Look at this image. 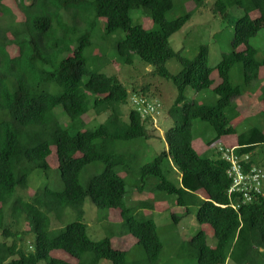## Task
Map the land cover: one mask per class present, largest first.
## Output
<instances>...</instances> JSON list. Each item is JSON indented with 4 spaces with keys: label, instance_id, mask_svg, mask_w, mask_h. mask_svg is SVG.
<instances>
[{
    "label": "trees",
    "instance_id": "1",
    "mask_svg": "<svg viewBox=\"0 0 264 264\" xmlns=\"http://www.w3.org/2000/svg\"><path fill=\"white\" fill-rule=\"evenodd\" d=\"M193 1L201 6L205 0ZM233 6L240 14L233 23L230 50L210 66L206 44L198 46L193 58L170 47V35L191 16L186 8L173 16V0H91L88 5L95 19L103 18L106 35L123 33L114 47L119 61L132 63L135 54L153 65L154 74L171 79L177 90L166 111L173 122L164 131L166 147L152 161L136 166L141 182L134 187L147 190L148 196L153 193L161 203L173 196L174 205L184 207L185 213L195 207L199 229L189 243L198 264H264V182L262 192L250 191L249 199L240 191L229 198L228 162L216 148L208 154L217 140L223 148L236 145L235 153L248 154L241 164L249 168L260 165L256 154L264 148L263 107L254 114L256 119L248 115L247 127L237 130L233 123L240 114L237 97L259 89L264 102V0H215L214 11L225 15ZM133 8L150 18L151 28L132 22ZM23 10L25 19L18 27L9 23L0 28V264H99L101 259L110 264H157L162 242L155 221L137 219L123 205L127 189L117 173L139 160L122 146L149 139L148 125L157 115L142 117L132 106L124 113L128 90L115 74L100 71L107 62L102 51L97 69L87 65L84 49L91 43L90 32L77 34L76 24L92 21L80 14V0H28ZM11 47L16 55H10ZM170 57L181 64L175 74L165 66ZM187 87L215 97L188 99ZM146 91L144 86L132 93L149 99ZM58 106L67 116L64 124L54 111ZM102 113V120L88 128L93 124L83 115ZM194 121L204 122L211 135H194ZM224 136L230 140H221ZM52 147L62 187L45 185L25 198L17 190L29 186L32 169L48 173ZM92 163H100L101 169L83 185L79 174ZM172 168L180 174L177 182L169 178ZM86 197L98 208L120 211L122 226L144 250L143 260H128V250L116 248L112 234L89 238L82 221ZM70 210L74 220L50 227L51 216L61 220ZM172 218L176 222L179 217L172 212ZM205 226L215 238L213 246L206 242ZM29 233L33 239L24 247ZM57 249L77 261L55 255Z\"/></svg>",
    "mask_w": 264,
    "mask_h": 264
},
{
    "label": "rangeland",
    "instance_id": "2",
    "mask_svg": "<svg viewBox=\"0 0 264 264\" xmlns=\"http://www.w3.org/2000/svg\"><path fill=\"white\" fill-rule=\"evenodd\" d=\"M24 2L27 3L28 0H23V2L22 0H0V28L9 23H12L14 27H18L19 22L25 19V12L23 10ZM90 2L91 0H80L83 9L80 11V14L89 18L92 21V25H82L80 23L78 26L76 24L79 30L77 34L86 29H89L90 32L91 43L84 49L87 65L92 69H97L98 57L101 55L100 52H103L104 59L107 62L100 71L106 74H115L128 90V100L126 105L123 106L124 113L132 106L129 101V97L133 95L132 92L140 91L144 86L147 87V91L144 94L161 103L155 123L148 125L150 138L141 140L139 143L135 141L134 143H127L122 146L127 154L133 152L139 156V160L130 161V163L134 164L132 167L126 165L117 170V173L124 177L127 189L123 196V205L129 208L131 215L135 218L140 220L153 219L155 221L156 233L162 242V250L157 264H198L189 243L190 236L199 229V223L196 222L194 216L195 207H191L192 211L190 210L189 213H185L184 207L174 205V201H172L173 196H169L165 202L161 203L157 196L152 195L153 193H149L151 196H148L147 190L138 192L134 187L141 182L136 166H139L143 162L152 161L155 154L166 147L164 143V131L173 123L170 115L166 111L173 103L177 90L171 79L154 74L153 65L142 61L135 54L132 63H123L117 59L114 47L118 39L123 37V33L117 30L110 35H106L104 32V20L103 18L95 19L94 14L91 13V9L88 7ZM214 2L215 0H205L201 6H196L193 0H173V16L181 14L184 8L191 11V16L168 39L169 45L174 51H179L181 55L188 58L195 56L200 44H206L208 47V64L210 66L215 65L222 54L230 50L233 23L240 14V10L233 6L226 10L225 15H222L214 11ZM142 12L141 8L131 9L130 16L132 22L142 24L144 28L149 29L152 27L150 18ZM2 43L3 41L0 42V44ZM9 53L12 56L16 55V48L11 47ZM165 66L172 74L177 73L181 68V64L176 57L168 58ZM260 77L264 78V67L260 71ZM216 80H218L217 76ZM210 94L209 91L198 92L190 87L185 89V95L188 99L194 98L199 100L203 97L212 100L215 96L213 94L211 96ZM263 103L261 94L259 95V89L253 92H247L243 96L236 98V104L240 114L233 120V123H235L237 130L247 127L248 115L252 117L251 121L256 119L254 114L258 113L262 107L264 108ZM54 111L60 122L64 124L67 121V116L62 108L58 106ZM83 117L86 123L89 125L93 124L88 126V128H91L96 125L94 123L102 120L104 113L96 116L87 114L83 115ZM194 123H196L192 129L194 135L200 136L199 138H208L211 135V130L204 127V122L194 121ZM221 140L227 141L230 140V137L224 136ZM217 144L219 143L213 142L210 145L211 149L208 154L211 155L214 152L212 149L213 147H217ZM262 149L258 150L259 153L257 152L256 159L264 169V148ZM47 161L51 168L48 173L45 174L41 168L32 169L28 176L29 186L18 189L17 192L19 194L26 198L34 192L35 188L42 189L45 185L55 189L62 187L60 176L56 170L57 161L53 147L47 157ZM101 166L100 163H92L85 166L79 174L80 183L86 185L91 174L98 172ZM127 169L132 170L131 175L127 173ZM169 178L177 182L179 173L172 168ZM152 203H158L157 208H151ZM166 205L169 207H166ZM83 210L82 221L86 224V233L90 239L98 240L106 235L112 234L111 240L113 245L116 248L128 250V260L140 261L144 259L143 248L138 244H134L135 238L122 226L119 210L98 208L88 197L83 201ZM172 212L179 217L176 219V222L172 218ZM75 218V212L71 210L61 220L51 216L50 227H61L65 223L63 222L64 220L71 221ZM23 227H25V224ZM203 228L205 230L206 242L210 246L215 245V238L212 235V231L206 226ZM32 239L31 233L25 235L23 241L24 247H27ZM54 253L71 262L77 261V259L71 257L63 250L57 249ZM37 264L46 263L44 260H41ZM99 264H110V261L101 259Z\"/></svg>",
    "mask_w": 264,
    "mask_h": 264
},
{
    "label": "built area",
    "instance_id": "3",
    "mask_svg": "<svg viewBox=\"0 0 264 264\" xmlns=\"http://www.w3.org/2000/svg\"><path fill=\"white\" fill-rule=\"evenodd\" d=\"M129 101L131 105L140 112L142 117H145L146 115L153 116L159 112L160 103L156 100H151L145 96L133 94L129 97ZM222 155L230 162L227 169V174L231 178V184L228 188V193L234 194L235 192L240 191L247 199L250 198V191L259 193L261 180L264 177V173L260 168L255 166L249 167L247 169L243 167L241 161H246L248 159V155H238L234 153L231 148H223Z\"/></svg>",
    "mask_w": 264,
    "mask_h": 264
},
{
    "label": "clouds",
    "instance_id": "4",
    "mask_svg": "<svg viewBox=\"0 0 264 264\" xmlns=\"http://www.w3.org/2000/svg\"><path fill=\"white\" fill-rule=\"evenodd\" d=\"M149 99H151V98H149ZM151 100H156V99H151ZM157 102H159L158 100H156ZM160 103V102H159ZM131 104V103H130ZM133 107V106H132ZM160 107H161V104H160V106H159V109H160ZM141 115V114H140ZM155 115H158L157 113L155 114ZM218 141V140H217ZM216 142V141H215ZM218 143L219 144H217V147H213V148H216V150H219L220 152H221V157L222 158H224L223 157V155H222V152H223V146H222V144H221V142H219L218 141ZM222 149H221V148ZM224 148H231L232 149V151L235 153V148H236V145H233V146H225ZM237 154V153H236ZM240 155H244V154H240ZM248 155V154H247ZM225 159V158H224ZM226 161L228 162V166H227V169H228V167H229V164H230V162L226 159ZM246 161H248V159L246 160ZM245 161V162H246ZM253 166H255V167H257V168H260L262 171H263V173H264V169L260 166V165H253ZM246 169L248 168V167H245ZM227 169H226V172H227ZM178 172V171H177ZM179 173V172H178ZM228 175V174H227ZM179 178H180V174H179ZM262 182H264V177L262 178V180H261V183ZM231 184V183H230ZM230 186V185H229ZM229 188V187H228ZM262 192V190L260 189V192L259 193H261ZM227 195H228V197L230 198L231 196H233V194H229L228 193V189H227Z\"/></svg>",
    "mask_w": 264,
    "mask_h": 264
},
{
    "label": "crops",
    "instance_id": "5",
    "mask_svg": "<svg viewBox=\"0 0 264 264\" xmlns=\"http://www.w3.org/2000/svg\"><path fill=\"white\" fill-rule=\"evenodd\" d=\"M218 141H220V140H218ZM218 141H216V142H218Z\"/></svg>",
    "mask_w": 264,
    "mask_h": 264
}]
</instances>
